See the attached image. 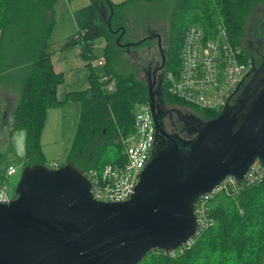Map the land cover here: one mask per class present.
<instances>
[{"label": "water", "instance_id": "water-1", "mask_svg": "<svg viewBox=\"0 0 264 264\" xmlns=\"http://www.w3.org/2000/svg\"><path fill=\"white\" fill-rule=\"evenodd\" d=\"M109 7V17L102 9L111 27ZM120 31L117 45L129 48ZM161 56L165 65L162 50ZM162 85V79L158 86L156 78L149 81V106L157 136L172 144L154 147L132 197L96 201L90 176L74 163L24 167L15 199L0 203V264H140L152 251H176L199 230L201 197L229 176L243 181L257 161L264 166V58L234 104L215 119L198 121L191 140L163 132L155 104L158 94L164 103Z\"/></svg>", "mask_w": 264, "mask_h": 264}, {"label": "trees", "instance_id": "trees-1", "mask_svg": "<svg viewBox=\"0 0 264 264\" xmlns=\"http://www.w3.org/2000/svg\"><path fill=\"white\" fill-rule=\"evenodd\" d=\"M160 1L163 0H126L123 3L92 0V4L76 12L78 31L66 47H80L81 58L90 72V86L60 102L57 89L64 78L54 71L51 53L56 0H0V71L16 72L23 80L21 100L14 112L13 132L25 130L27 133L25 167L48 164L42 144L48 111L69 100L80 102L81 110L65 164L74 163L89 172L120 163L124 150L122 139L135 131V107L149 104L150 95L148 79L146 82L133 72L120 71L121 55L127 48L117 45L121 31H115L125 29L121 40L124 44L128 33L126 6ZM99 3L104 5L108 17L111 14L109 3L112 5L111 27L100 16ZM176 3L177 13L191 4L195 17L191 25H200L208 32L215 27L220 15L232 43L244 50L242 41L248 19L261 11L264 0H176ZM200 3L205 8L203 11L198 9ZM187 28L177 20L170 23V41L162 74L164 98L167 104L189 108L212 120L219 116L218 111L185 103L169 93L165 82L164 77L169 72L179 75ZM99 40L105 42L101 56L106 64L102 68L93 66L101 57L96 52ZM249 57L245 55L243 60ZM110 85L113 91L109 90ZM109 149H115V153L102 160ZM208 214L213 224L200 231L190 246L173 252L152 251L140 264H264V180L243 185L237 193L216 195L209 203Z\"/></svg>", "mask_w": 264, "mask_h": 264}, {"label": "built area", "instance_id": "built-area-1", "mask_svg": "<svg viewBox=\"0 0 264 264\" xmlns=\"http://www.w3.org/2000/svg\"><path fill=\"white\" fill-rule=\"evenodd\" d=\"M244 57L243 50L232 43L226 23L220 15L217 16L215 27L209 32L200 25H191L184 37L179 75L169 72L164 77L168 91L191 106L221 113L228 104H233L234 93L251 67L250 59L245 61ZM105 64L103 56L93 62V66L97 68H102ZM109 90L113 91L112 85ZM136 107H139V112L135 113V131L122 139L124 150L120 163L108 164L102 169L87 172L92 180L91 193L96 201H128L150 162L156 142L155 121L149 104ZM59 167L57 163L49 166L51 169ZM17 174L16 165L0 169V203L8 204L15 199V194L14 197L10 195L9 184ZM263 180L264 166L257 161L243 181L229 176L210 194L201 197L196 205L199 223L196 235L213 224L208 214L211 199L222 193H237L243 185H254ZM193 239L182 247L190 246Z\"/></svg>", "mask_w": 264, "mask_h": 264}, {"label": "rangeland", "instance_id": "rangeland-1", "mask_svg": "<svg viewBox=\"0 0 264 264\" xmlns=\"http://www.w3.org/2000/svg\"><path fill=\"white\" fill-rule=\"evenodd\" d=\"M114 2H123L126 0H113ZM205 1V0H204ZM92 1L89 0L88 4ZM136 3V2H135ZM133 4V3H132ZM133 4V7L127 6L125 8L126 13V26L128 33L124 38V44L130 45L129 48L123 51L122 63L120 65V71L124 74L135 73L139 80L146 81V69L151 64V58L156 54L157 43L155 40H148L145 44H138L146 39L155 35H165L166 31H170V23L177 20L184 29L191 24H194V13L191 8V4L186 5L182 10L177 9L176 0H163L155 3ZM200 11H203L204 6L200 3L198 7ZM255 13L254 17H250L247 22L246 33L249 36L252 28L255 26V22L262 20L264 17V4H262L261 11ZM104 43L103 40L97 41L96 45L100 47ZM100 52L102 47H100ZM98 54V53H97ZM101 56V53H99ZM102 57V56H101ZM147 82V81H146ZM170 107L182 109L184 111L193 110L179 106L176 104H168ZM190 105V104H189ZM135 113L139 112V107H135ZM71 116L70 121L67 122L66 133L62 136V140L58 142L42 141L43 151L47 159V165L52 166L53 163H57L60 167L65 165L68 153L73 144V138L75 137L78 126V115ZM22 134V135H21ZM26 136L25 130L12 132L10 123L5 120L1 124L0 133V167H6L10 164H14L18 167V174L11 179L10 182V195L14 197L16 187L19 183L22 169L25 167L26 159ZM18 147H22L23 154H18ZM45 148V150H44ZM115 153V149H109L102 160H105L111 154Z\"/></svg>", "mask_w": 264, "mask_h": 264}, {"label": "crops", "instance_id": "crops-1", "mask_svg": "<svg viewBox=\"0 0 264 264\" xmlns=\"http://www.w3.org/2000/svg\"><path fill=\"white\" fill-rule=\"evenodd\" d=\"M92 1V0H91ZM113 3H123L114 2ZM89 0H56L54 8L55 25L51 36V53L54 71L62 74L64 81L57 89V97L60 102H65L68 95L76 92H82L89 88V69L86 62L81 58V50L78 46L66 47V43L78 31L75 14L80 9L89 6ZM144 4L136 2L137 6ZM92 4V3H91ZM133 4H128L130 8ZM126 6V7H127ZM100 16L103 18V4H98ZM1 42V32H0ZM97 47V53L105 47V42ZM23 80L18 73L13 71H0V133L1 124L8 120L13 132L14 112L21 100ZM81 103L75 100H69L61 106L48 111L47 121L42 135V141L58 142L66 133L67 122L69 119L80 116ZM79 121V118H78ZM16 132V131H15ZM75 138V137H74ZM73 138V140H74ZM45 150V148H44ZM14 165V164H10ZM9 166V165H8ZM7 167V166H6ZM6 167H1L2 169Z\"/></svg>", "mask_w": 264, "mask_h": 264}, {"label": "flooded vegetation", "instance_id": "flooded-vegetation-1", "mask_svg": "<svg viewBox=\"0 0 264 264\" xmlns=\"http://www.w3.org/2000/svg\"><path fill=\"white\" fill-rule=\"evenodd\" d=\"M254 25L255 26L252 28L249 36L247 35V33H245L242 41L244 48L243 53L250 56L249 59L251 61V67L248 70L246 78L243 81V84L240 87L238 93L235 94V97L232 100L233 104L241 94L244 87L250 82V80L254 76V70L260 66L264 58V17L262 20L255 22ZM167 31L165 35H160V40L158 38H153V40H155L157 43V52L151 58V64L147 66V69L145 70L148 81H153V79L156 78L157 86L158 82H160V80L162 79V74L166 66V63L165 65L163 64L161 50L166 56V49L170 41V34ZM152 36H155V34H153ZM157 86L155 88H157ZM155 104L156 113L161 128L163 129V132H165V134L172 138H174L175 136H179L184 140L194 139L200 130L198 121L207 122L210 120L192 111H184L179 108L170 107L166 103L165 98L164 103H162L159 94L155 96ZM171 144L172 143L168 138H165L161 134H158L157 136L156 133V146L154 147L157 150L171 146Z\"/></svg>", "mask_w": 264, "mask_h": 264}, {"label": "clouds", "instance_id": "clouds-1", "mask_svg": "<svg viewBox=\"0 0 264 264\" xmlns=\"http://www.w3.org/2000/svg\"><path fill=\"white\" fill-rule=\"evenodd\" d=\"M17 151H18V154H21V155L23 154L22 147H18Z\"/></svg>", "mask_w": 264, "mask_h": 264}, {"label": "bare ground", "instance_id": "bare-ground-1", "mask_svg": "<svg viewBox=\"0 0 264 264\" xmlns=\"http://www.w3.org/2000/svg\"><path fill=\"white\" fill-rule=\"evenodd\" d=\"M98 56V55H97ZM122 155V154H121ZM238 195V194H237Z\"/></svg>", "mask_w": 264, "mask_h": 264}]
</instances>
